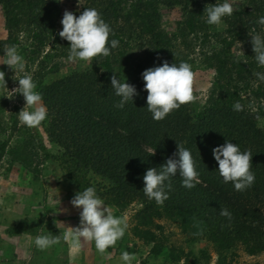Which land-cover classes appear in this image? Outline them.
Instances as JSON below:
<instances>
[{"label": "trees", "instance_id": "obj_1", "mask_svg": "<svg viewBox=\"0 0 264 264\" xmlns=\"http://www.w3.org/2000/svg\"><path fill=\"white\" fill-rule=\"evenodd\" d=\"M83 1L84 7L97 9L110 25L109 40L116 39L124 46L126 61L116 74L134 85L138 95L123 109L114 107L119 98L110 87L111 63L122 55L120 50L114 49L107 57L93 58L90 67L74 71L41 91L48 112V135L63 152L67 179L81 189L92 186L87 179L88 173H92L108 181L106 186L100 187L105 193L99 194L107 205L122 211L131 204L136 205L134 232L143 241L153 244L151 253L158 254L161 247H156L155 234L148 227L161 218L175 220L184 231H191L193 240L206 239L219 252L239 246L248 254L264 252V131L257 125L258 119L264 117V82L254 75L257 71L264 72V68L257 66L254 55L240 60L233 58L229 51L231 44L220 42V51H215L205 64L215 69L216 79L204 104L191 101L165 119L154 121L146 109L147 93L141 73L161 61L169 64L185 61L192 66L190 57L177 51L174 45L177 36H166L157 29L158 7L181 5L186 12L196 0ZM245 1L247 7L236 5L233 14L225 18L230 21L226 32L232 34L233 40L250 36L253 28L261 32L256 21L264 16V0ZM12 3L16 5L14 9L23 5L28 11H36L53 7L54 0H0L5 20L14 13L9 10ZM201 17L203 14L192 7L188 17L186 15L179 24L178 35L182 34L178 37L186 36L183 31H188L189 35L200 31L199 25L206 29ZM30 21H35L32 23L40 29L52 25L46 15L36 14ZM129 37L148 47L144 60L138 63L126 56L125 51L131 46ZM245 92L253 98L252 103L243 102ZM237 101L243 106L240 112L232 108ZM119 129L126 130L127 134ZM225 140L252 154L250 163L255 181L244 191L234 190L231 182L222 183L216 171L218 165L211 149ZM177 145L191 151L201 183L186 189L177 174L170 180L171 188L166 189L168 199L157 205L144 195L142 178L147 169L164 164L177 150ZM149 147L155 148L152 156L147 151ZM38 150L39 147H30L26 142L8 147L7 141L0 140V158L6 156L9 162L18 163L34 174L41 165H34V160L40 156ZM42 158L47 159V156ZM221 208L231 212L230 221L219 214ZM155 228L159 230L160 226L155 225Z\"/></svg>", "mask_w": 264, "mask_h": 264}, {"label": "rangeland", "instance_id": "obj_2", "mask_svg": "<svg viewBox=\"0 0 264 264\" xmlns=\"http://www.w3.org/2000/svg\"><path fill=\"white\" fill-rule=\"evenodd\" d=\"M199 1L196 0L195 4L190 5L186 12L181 5H159L157 29L166 36H177L174 42L177 51L182 56L188 55L192 60V103L203 105L216 79L215 69L206 67L205 64L208 62L207 58L215 51H220L219 43L231 44L230 56L238 60L253 56L254 53L249 35L233 40L232 34H227L226 31L230 28L228 19H224V23L217 26L205 22L204 8L215 4L216 0ZM229 2L233 6L244 4L247 7L248 4L245 0ZM15 6V3H12L9 7L14 13L5 20L3 6L0 4V57L3 55L4 45H15L25 60V71L32 76L36 84V91L41 93L55 81L69 76L74 71L90 67L92 60L89 63L68 61L69 44L64 45L65 40L58 35L62 30L60 21L63 12L68 10L78 16L85 6L83 0H78V3L77 0H54L53 7H41L36 11H28L23 5L14 9ZM192 7L203 14L200 21L208 32L199 25L200 31L191 35L188 31H183L186 36L180 38L178 36L182 32L178 35L179 24L184 21L186 15L188 17ZM24 14L30 16H27L29 19L24 18ZM36 14L46 15L52 25H45L46 28L40 29L33 24L35 21H30ZM8 21L9 25H6ZM259 29L264 32V26L260 25ZM129 39L131 46L125 51L128 59L135 63L144 60L148 47L140 40L131 37ZM119 50L122 55L111 63L113 74L117 73V69L126 61L124 46L118 45L114 48V51ZM115 62L119 64H114ZM0 70L5 72L6 88L9 91L18 87L16 80L21 74H14L5 65H0ZM7 89L0 87V140L7 141L8 147L21 146L25 142L30 147H39L40 156L34 160V165H41L38 167V173L34 174L18 163L9 162L6 156L0 158V264H97L96 260H93L95 252H98L94 243L84 241L81 249L74 252L70 242L62 238L68 231L67 227H75L79 223V210L73 209L69 201L74 193L86 187L79 189L67 179L63 152L48 135V115L37 127L23 126L17 117L24 106L23 97L19 94L13 96ZM252 101L254 100L248 93L243 96L245 104ZM262 105L264 113V103ZM253 106H256L255 103ZM257 125L264 131V117L258 119ZM44 155L47 159L42 158ZM87 179L98 195L102 191L100 187L108 184L107 180L92 173H88ZM105 204L107 205L106 202ZM107 206L113 215L120 217L127 225L124 235L109 250L113 256L119 258L122 251L133 253V264H264V252L248 254L240 246L234 250L219 252L208 240H193L191 231H184L180 223L166 218L154 220V225L148 227V230L155 234L156 247H161L158 254L151 253L153 244L143 241L134 232L138 207L131 204L122 211L114 206ZM155 225H159L160 229H156ZM48 231L51 235L60 236V242L46 250H38L33 244L34 237L49 234ZM107 264H121V261L116 259Z\"/></svg>", "mask_w": 264, "mask_h": 264}, {"label": "clouds", "instance_id": "obj_3", "mask_svg": "<svg viewBox=\"0 0 264 264\" xmlns=\"http://www.w3.org/2000/svg\"><path fill=\"white\" fill-rule=\"evenodd\" d=\"M233 11L234 6L229 0L222 2L216 0L215 4L204 8L205 22L213 26L221 25L226 17L233 14ZM60 23L62 30L58 35L69 42L67 60L70 62L89 63L97 56L107 57L111 54V49L119 45L118 40H109L111 27L95 8L84 7L78 16L65 10ZM256 23L264 26V16L258 17ZM250 37L253 58L259 68H264V32H257L253 28ZM0 59H2L0 65L7 66L14 74H21L16 80L18 87L9 91L6 88L5 72L0 70V87L7 89L13 96L19 94L23 97L24 106L17 114L18 121L28 128L41 125L47 118V107L43 103L41 93L36 91L32 76L25 71L24 58L15 45H4ZM254 75L258 81L264 82V72L257 71ZM141 78L143 89L147 93L146 109L154 121L165 119L172 111L194 99L192 94L194 72L192 66L185 61L178 64L161 61L158 66L145 69L141 73ZM125 79L124 77L121 80L116 73L110 77V87L114 95L119 98L114 105L118 109H123L129 102L132 103L133 98L138 95L135 86L126 83ZM232 108L237 112L243 110V106L238 101L232 105ZM119 131L127 134L124 129ZM147 151L151 156L155 154V148L149 147ZM211 154L218 165L216 171L222 178V183L231 182L236 191H244L253 185L255 175L251 171L250 151H242L239 145L225 140L222 145L213 147ZM177 174L181 179V186L186 189L190 190L201 183L200 173L197 171L191 151L180 145H177V150L165 160L164 164L146 170L142 178L144 195L157 205H162L168 199L166 189L171 188L170 180ZM69 203L73 209L79 210V223L75 227H67L68 231L62 238L70 242L74 252L79 251L82 242L86 241L94 243L95 249L102 254L124 235L127 225L120 217L112 214L94 186H88L74 193ZM57 210L67 211V209ZM219 214L229 221L232 218L227 208H221ZM48 233L34 237L33 244L38 250H46L60 242V236L51 235L49 231ZM134 259L133 253L122 251L120 254L121 264H133Z\"/></svg>", "mask_w": 264, "mask_h": 264}, {"label": "crops", "instance_id": "obj_4", "mask_svg": "<svg viewBox=\"0 0 264 264\" xmlns=\"http://www.w3.org/2000/svg\"><path fill=\"white\" fill-rule=\"evenodd\" d=\"M95 248V246H94ZM110 248L106 249L104 253L95 252L94 259L96 260L97 264H107L114 260H120L118 256H113L112 252L109 250ZM116 258V259H114Z\"/></svg>", "mask_w": 264, "mask_h": 264}]
</instances>
